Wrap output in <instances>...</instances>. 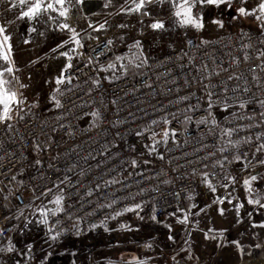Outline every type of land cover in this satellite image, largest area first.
<instances>
[{
    "label": "built area",
    "instance_id": "built-area-1",
    "mask_svg": "<svg viewBox=\"0 0 264 264\" xmlns=\"http://www.w3.org/2000/svg\"><path fill=\"white\" fill-rule=\"evenodd\" d=\"M108 41L66 64L53 109L20 108L0 127V264H45L50 248L102 234L122 214L160 222L186 212L202 175L205 195L229 188L236 171L264 168V28L188 38L136 72L112 61L117 47ZM163 123L160 158L128 175L148 162L141 133ZM52 195L60 203L44 223L46 239L9 248L29 205ZM149 244L158 246L141 248Z\"/></svg>",
    "mask_w": 264,
    "mask_h": 264
},
{
    "label": "rangeland",
    "instance_id": "rangeland-1",
    "mask_svg": "<svg viewBox=\"0 0 264 264\" xmlns=\"http://www.w3.org/2000/svg\"><path fill=\"white\" fill-rule=\"evenodd\" d=\"M236 2L233 9L244 7L249 11L255 10L253 16L236 15L238 21L253 20L255 17L251 25L264 28L263 12L258 7L262 0ZM198 7L193 8L194 14ZM27 11L25 8L20 10L22 15ZM202 11L205 26L200 31L182 26L174 14L156 19L163 21L164 29H152L147 16L138 17V23L143 25L140 29L133 27L132 23H125L120 37L114 41L117 50L112 61L125 59L128 71L136 72L150 58L182 47L188 38L209 40L228 32L224 24L228 16L223 9H210L206 6ZM226 11H229V7ZM1 15L0 19L3 18ZM21 18L25 19V16ZM211 19L221 20L223 27L210 23ZM85 22L81 24L85 25ZM20 26H26L24 21ZM0 27L3 24L0 23ZM1 34L0 44L3 47H0V79L5 84L0 95L14 93L19 103L8 102L7 115L10 119H0V127L12 120L20 108L42 111L53 109L60 88V83L56 81L61 78L64 69L59 64L47 73L46 66L40 61L32 68L21 71V60L25 57L21 53L18 55L19 48L24 47L25 50L28 46L31 51L37 43L34 44L32 40H8L5 43L4 33ZM10 42L15 52H11ZM40 43L38 46L42 47L44 43ZM4 56L8 59L5 60ZM8 68L12 71H7ZM4 108L5 105L0 104V116L4 115ZM165 128L163 123L141 133L138 147L148 162L130 169L128 175L150 169L160 158L165 142ZM201 192L199 188L193 199L186 203L184 213L171 215L160 222L153 221L150 216L140 222L135 214L125 213L115 219L102 234L90 232L86 239H72L58 249L50 248L43 260L45 264H52L57 258L68 264H84L93 260L107 264H264V227H261L264 225V207L260 206L264 205V168L231 177L230 186L226 190L214 191L207 197L201 195ZM249 200H258L259 204L249 203ZM56 207L57 199L54 195L31 203L27 208L26 220L11 235L8 247L23 249L44 241L46 233L43 221L54 214ZM151 222L155 224L153 228L148 226ZM150 241L158 242V246L149 244L143 250L141 245Z\"/></svg>",
    "mask_w": 264,
    "mask_h": 264
},
{
    "label": "crops",
    "instance_id": "crops-1",
    "mask_svg": "<svg viewBox=\"0 0 264 264\" xmlns=\"http://www.w3.org/2000/svg\"><path fill=\"white\" fill-rule=\"evenodd\" d=\"M236 1L230 0L231 7L228 12L225 11L228 20L224 24H226L228 32L251 25L253 20H255L254 17L253 20L250 18L238 21L236 15L240 14L239 8H232L237 3ZM35 2L37 0H24L23 3H21V0H0V15L2 13L1 16H3V13H6L0 19V23L3 24L5 30L3 32L4 36L7 35L9 41L32 40L34 44L37 43L33 45L31 51L28 46H26L25 50H23L24 47L19 48L18 55L21 53L20 55L25 57V59L21 60V71L32 68L40 61L46 66L45 71L47 73L56 66L58 67L59 64L63 65L64 68L72 57L84 47L105 39L113 43L114 41L116 42L120 37L119 35H121L122 25L125 23H132L133 27L140 29L143 25L138 23L139 16L145 15L149 17L148 24L151 25L159 17L172 15L176 11L170 0H151V3L147 4V12L149 13L147 15L144 10L140 12L129 11V9L134 8L138 0H86V2L82 3H77V0H64L63 5L58 4L56 0H39L42 5L40 12L34 16L21 14L20 10L23 8L28 10ZM49 2L53 5L50 9L46 8V4ZM209 8L213 9L214 7L209 6ZM65 10L66 14L62 16L60 13ZM218 10H222L221 6ZM251 15L253 16L254 14ZM22 16H25V19H22ZM22 21L26 24L25 27L20 26ZM84 21H86V24H81ZM65 24L69 25V27L64 28ZM1 35L0 33L2 38ZM76 41H79V43ZM40 42L44 43L42 47L38 46V44H41ZM119 48L121 47L119 46ZM10 49L11 52L16 50L11 42ZM238 174L236 171L231 174V177H235ZM199 188L202 191L207 190L204 175L201 176ZM213 192H206L204 197Z\"/></svg>",
    "mask_w": 264,
    "mask_h": 264
},
{
    "label": "snow or ice",
    "instance_id": "snow-or-ice-1",
    "mask_svg": "<svg viewBox=\"0 0 264 264\" xmlns=\"http://www.w3.org/2000/svg\"><path fill=\"white\" fill-rule=\"evenodd\" d=\"M24 0H21V3H23ZM56 2L60 5H63L64 0H56ZM82 2H86V0H77V3H82ZM151 3V0H138L137 3H135L134 8L129 9V11H136V12H140L141 10H144V13L147 15L149 14L147 12V4ZM170 3L172 4V6L176 9V11L174 12V16L179 18V23L182 26H186V27H191L197 31L203 30L205 24H204V14L202 9H204L206 6H212L214 8H220L221 5H225L226 7H231V2L230 0H170ZM197 6V12L194 14L193 13V8H196ZM53 5L52 3H47L46 4V8H52ZM259 10L261 12H264V0H262V2L259 4ZM42 9V5L39 2V0H37V2L33 3L27 12L24 13L25 16H34L36 13L40 12ZM239 13L241 15H250V14H254L255 10H252L251 12L244 8L241 7L238 9ZM62 16L66 14V10L64 12L60 13ZM257 19H259V17H257ZM210 23L217 25L218 27H223V22L221 20L218 19H211ZM64 28H68L69 25L65 24L63 26ZM150 27L152 29H164V23L163 21H156L154 23H152L150 25ZM262 27H264V25H262ZM5 30L3 27H0V33H3ZM9 40V37L7 35L4 36V42L6 43ZM77 43H79V41H76ZM108 43H111V41H108ZM190 43V42H189ZM206 43V42H205ZM0 47H3L2 44H0ZM4 59L7 60L8 57L4 56ZM7 71L11 72L12 69L8 68ZM62 79H57L56 83H62ZM5 82L0 79V91L3 90V86H4ZM9 101L15 102V103H19V101L16 99V96L14 93H4L3 95H0V104H4L5 108H4V115L0 116V119H10V117L7 115L8 113V108H7V104ZM165 135H167V132H165ZM37 163H39V161H37ZM253 180L256 179V177H252ZM245 183H248L247 181H245ZM214 190V189H213ZM249 203H255V204H259V201H254V200H249ZM60 203V199H57V204ZM261 207H264V205H260ZM132 209H129V211H131ZM222 211V210H221ZM153 219H155V217H152ZM44 223H47V220L45 219L43 221ZM261 227H264V225H261ZM55 238V237H53ZM257 247H259V245H257ZM9 251H11V249H9Z\"/></svg>",
    "mask_w": 264,
    "mask_h": 264
}]
</instances>
